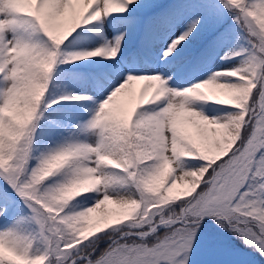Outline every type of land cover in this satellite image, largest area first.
Segmentation results:
<instances>
[{
    "label": "snow or ice",
    "instance_id": "snow-or-ice-1",
    "mask_svg": "<svg viewBox=\"0 0 264 264\" xmlns=\"http://www.w3.org/2000/svg\"><path fill=\"white\" fill-rule=\"evenodd\" d=\"M177 2L0 0V264H198L220 248L206 222L264 258V0ZM84 25L117 34L60 59ZM126 30L165 35L151 46L161 65L203 47L169 67L92 69L85 139L38 147L63 125L51 113L91 100L48 102L58 64L117 65ZM221 50L232 66L172 86ZM209 103L233 111L209 116Z\"/></svg>",
    "mask_w": 264,
    "mask_h": 264
},
{
    "label": "rangeland",
    "instance_id": "rangeland-1",
    "mask_svg": "<svg viewBox=\"0 0 264 264\" xmlns=\"http://www.w3.org/2000/svg\"><path fill=\"white\" fill-rule=\"evenodd\" d=\"M165 3L169 0H164ZM183 0H178L174 5L176 7L182 6ZM78 35L75 39L70 40L65 45L61 47V56L60 59H64L67 56H70L74 53L90 51L101 43L110 41L113 37L108 35V32L111 31L114 35L117 34L115 28L102 29L99 27H92L91 25L82 26V30H77ZM129 37H133L132 45L125 52H122L120 56V63L117 65H110L107 61H102L101 63H95L93 61H76L72 64H58V67L54 71L50 83L58 82L60 90L55 92L47 91L45 96L48 99V102L51 103L52 100L60 99V97L72 94L79 96H91V100L88 101H65L67 105L64 109H58L55 113H51L50 118L56 121H63V125L58 130L59 136L57 139L51 141L47 147H51L55 144L61 142H66L67 140H81L85 137L80 136L79 131L76 128V125L83 124L90 118L92 111L95 109L96 104L99 103L97 97L100 95L95 88H92L88 84V73L95 68L101 67H114L116 69H121L128 66H139L143 63L144 67H153L160 65L157 63V58L153 57L155 51L151 50V46L155 42H162L165 38V35H157L152 40H148L142 36L140 33H131ZM145 44L147 50L142 51L141 45ZM245 44L242 40L234 39L227 46L229 49L232 47H244ZM200 47H203V42L200 38H197L193 41L192 44L188 45L181 53V56L171 64H179L185 55L191 53L193 50H198ZM156 54V53H155ZM224 55V50L219 51L218 53L212 54L208 59L196 67L189 75L183 76L180 78L174 77L173 79L177 81L174 87L183 84L185 87L188 86V80L192 79L195 76L206 78L210 72L215 71L219 72L224 68L233 65L232 61L223 62L221 56ZM145 58V60H144ZM239 61H236L238 63ZM169 64L166 67L171 66ZM153 65V66H152ZM73 70L71 74L67 72ZM152 75L153 73H146ZM155 74V73H154ZM49 83V84H50ZM140 85H137V90ZM95 93V94H94ZM55 107V105H54ZM233 111V110H231ZM204 112L206 115H224L229 112V110L222 105L216 104H207L204 107ZM174 174V173H173ZM175 190L179 194H186L185 187L182 183L177 182ZM109 208L112 206L109 205ZM102 212L98 210L95 215H99ZM245 255L240 250H232L229 248H220L214 252H207L202 250L198 255V264H249V261L244 260ZM255 264V263H254Z\"/></svg>",
    "mask_w": 264,
    "mask_h": 264
},
{
    "label": "trees",
    "instance_id": "trees-1",
    "mask_svg": "<svg viewBox=\"0 0 264 264\" xmlns=\"http://www.w3.org/2000/svg\"><path fill=\"white\" fill-rule=\"evenodd\" d=\"M73 70H69L67 72H70L68 74H71ZM59 91L60 90V86L58 82L55 83H50L48 86V91L50 92H55V91ZM51 112V110H49V113ZM49 113H46L45 115H49ZM50 120H53L52 118H50ZM45 127V124L43 121H41V128ZM59 136V132L57 131L55 134H49V135H45V137L43 138V140H41L40 134L39 132L37 133V146L40 148H44L47 147L52 140L57 139ZM173 174V173H172ZM170 178V177H169ZM170 186V185H169ZM173 195L174 197L178 200V199H186L187 194H179L177 190H175L173 188ZM205 231L206 232H211L216 238L217 240L220 242V246H223L224 248H229L232 250H240L244 253L245 258L244 260L249 261V264H264V258H261L258 254L252 252L250 249L245 248L244 244L241 242L240 239H237L236 237L228 234L227 232H222L219 229H217L215 227L214 224H212L211 222H206L205 225ZM240 264V263H239Z\"/></svg>",
    "mask_w": 264,
    "mask_h": 264
},
{
    "label": "bare ground",
    "instance_id": "bare-ground-1",
    "mask_svg": "<svg viewBox=\"0 0 264 264\" xmlns=\"http://www.w3.org/2000/svg\"><path fill=\"white\" fill-rule=\"evenodd\" d=\"M131 33H134V32H131ZM131 33H129L127 30H126V32H125V34H126V37H127V43H125V44H123L122 45V52H125L126 51V49L128 50L129 48H130V46L132 45V40H133V37H129V34H131ZM105 44H107V42H104V43H101L99 46H97L96 48H98V47H100V46H102V45H105ZM95 49V48H94ZM94 49H92V50H94ZM91 51V50H90ZM154 58L156 57V54H155V52H154V54L152 55ZM144 60H145V58H144ZM91 61H93V62H95V63H101L102 61H105L104 60V58L103 57H93V58H91ZM90 61V62H91ZM173 62H175V61H173ZM173 62H171V63H173ZM170 63V64H171ZM153 66V65H152ZM166 66H168V65H158V66H156V67H166ZM151 68H153V67H151ZM212 72H215V71H213L212 70ZM211 73V72H210ZM155 74H158V73H155ZM154 73L152 74V75H155ZM207 77V76H206ZM177 81H175V83H176ZM169 84L170 85H172V82L170 81L169 82ZM209 104H211V103H209ZM228 110H229V112H231V108L230 107H228V106H225Z\"/></svg>",
    "mask_w": 264,
    "mask_h": 264
}]
</instances>
